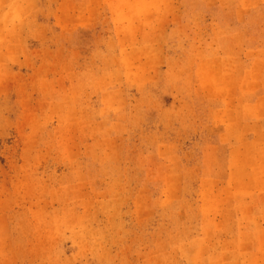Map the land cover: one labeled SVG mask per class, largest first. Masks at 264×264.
<instances>
[{
	"label": "rangeland",
	"instance_id": "obj_1",
	"mask_svg": "<svg viewBox=\"0 0 264 264\" xmlns=\"http://www.w3.org/2000/svg\"><path fill=\"white\" fill-rule=\"evenodd\" d=\"M0 264H264V0H0Z\"/></svg>",
	"mask_w": 264,
	"mask_h": 264
}]
</instances>
